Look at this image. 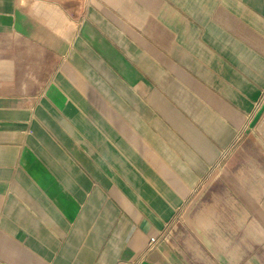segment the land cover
<instances>
[{"label":"crops","instance_id":"1","mask_svg":"<svg viewBox=\"0 0 264 264\" xmlns=\"http://www.w3.org/2000/svg\"><path fill=\"white\" fill-rule=\"evenodd\" d=\"M0 264H264V0H0Z\"/></svg>","mask_w":264,"mask_h":264},{"label":"rangeland","instance_id":"2","mask_svg":"<svg viewBox=\"0 0 264 264\" xmlns=\"http://www.w3.org/2000/svg\"><path fill=\"white\" fill-rule=\"evenodd\" d=\"M243 156L241 155V153H237L236 157H235V162L236 164L239 165H243V164H254V154L252 152H246L247 156H245L246 154H244L242 152ZM178 234V231L175 230V225L173 226V233H171V236L174 239H176V236Z\"/></svg>","mask_w":264,"mask_h":264}]
</instances>
